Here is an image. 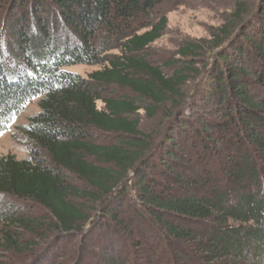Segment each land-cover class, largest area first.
Segmentation results:
<instances>
[{
  "label": "trees",
  "instance_id": "trees-1",
  "mask_svg": "<svg viewBox=\"0 0 264 264\" xmlns=\"http://www.w3.org/2000/svg\"><path fill=\"white\" fill-rule=\"evenodd\" d=\"M161 3L0 0V133L38 101L28 157H0V264H264V0H237L171 76L139 56ZM144 103L160 132L133 118Z\"/></svg>",
  "mask_w": 264,
  "mask_h": 264
},
{
  "label": "rangeland",
  "instance_id": "rangeland-1",
  "mask_svg": "<svg viewBox=\"0 0 264 264\" xmlns=\"http://www.w3.org/2000/svg\"><path fill=\"white\" fill-rule=\"evenodd\" d=\"M236 1L162 0V3L154 9L150 17L143 21H146L144 23L150 22L151 25H155L160 22L162 17H165L167 20L166 28L160 39L148 46L139 56L146 58L153 66L159 67L164 74L168 76L173 75L174 71L180 69L181 66H186L191 61L190 58L179 56L178 50L185 44H198V42L204 48H209L208 42L211 41V35L229 19L228 17L233 12ZM244 1L253 3L257 0ZM144 30H141L140 33H143ZM111 53L117 54L118 52L113 50ZM210 54V51H206L205 57L195 67L198 73L200 71L204 75V78L207 76L205 69L209 70L210 65L215 61L214 57ZM181 59L183 60L182 62ZM100 69L99 66L94 65H74L67 68V71L87 79L91 72ZM202 78L195 79L191 77V80L187 82L185 92L188 97L204 98L203 100L209 98L206 85L202 83ZM104 95L114 98L128 95L134 97V94L129 90L127 91L115 86L106 89ZM37 102V100L29 102L20 113V116L15 118L7 129L0 133V157L13 155L19 161L28 157L29 144L17 128L26 126L29 118L37 115ZM147 105L148 103L141 105V109L133 118H137L140 121V129L143 133L160 132L164 128L162 112L160 111L159 115L150 118L145 111ZM97 107L98 109L102 108L101 102L97 103Z\"/></svg>",
  "mask_w": 264,
  "mask_h": 264
}]
</instances>
